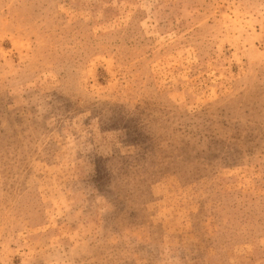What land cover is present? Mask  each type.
Here are the masks:
<instances>
[{
    "label": "rangeland",
    "instance_id": "374dc122",
    "mask_svg": "<svg viewBox=\"0 0 264 264\" xmlns=\"http://www.w3.org/2000/svg\"><path fill=\"white\" fill-rule=\"evenodd\" d=\"M0 264H264V0H0Z\"/></svg>",
    "mask_w": 264,
    "mask_h": 264
}]
</instances>
